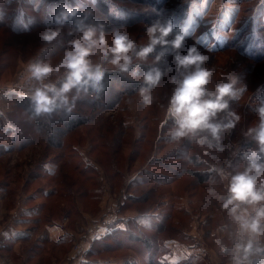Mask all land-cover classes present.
Segmentation results:
<instances>
[{
  "label": "rangeland",
  "instance_id": "1",
  "mask_svg": "<svg viewBox=\"0 0 264 264\" xmlns=\"http://www.w3.org/2000/svg\"><path fill=\"white\" fill-rule=\"evenodd\" d=\"M86 2L88 7L93 6L92 0ZM60 3L61 0H0V143L4 146L10 144L9 136L13 133L11 128L7 129L8 125L12 126L10 118L22 127L21 132L25 135L34 134L35 128L30 124L32 118L27 110L16 106L29 102L21 97L35 86L27 76V65L36 59L55 64L68 41L74 38L67 34L71 23L64 26L65 34L51 45L44 44L39 38L45 28L56 27L52 17ZM110 5H115L122 17H118L117 8L112 9L116 15L110 14ZM94 6L95 20L104 23L106 30L123 26L138 44L146 42V27L157 18H172L176 25L184 23L188 37L181 51L194 46L209 57L204 67L214 70L210 90H214L215 83L226 79L228 74L235 75L239 84L246 87L248 93L230 102V110L236 112L240 120L233 128L221 133L219 142L212 140L211 146L206 141L198 142L199 137L197 141L185 138L179 143H170L167 136L171 121L167 119V106L174 88L172 78L180 77L172 55H167L157 65L163 75L160 84L153 89L156 99L151 106H145L139 97L141 82L126 78L121 82L128 80L123 84L129 88L115 103L112 100L111 106L103 107L91 97L81 98L74 110L85 112L91 118L73 130L65 128V133L56 137L62 141L60 148H54L38 137L20 147V139H17L14 148L0 153L1 224L20 213L21 217L25 215L24 208H32L31 214L38 212L40 218L39 223H34L36 231L31 240L13 242L8 250L1 251L8 264H64L77 240L73 239L70 247L68 235L65 236L68 242L59 245L49 238V242L41 241L38 248H32L33 255L27 257L35 243L34 236L40 234L43 240L45 226L49 222H61L65 213L68 214V218L63 219L66 226L81 232L100 211L109 207L113 209L114 202L119 207L115 196L118 190L133 196L132 193L151 189L145 201L127 199L121 214L128 217L156 205L161 214H169L162 220V235H175L178 227L170 216L169 202L158 205L162 204L161 201L171 200L176 204L174 209L178 210L181 204L177 195L187 189L195 204H205L204 209L196 207L200 218L211 207L220 206L217 195L212 192L213 187L218 186L211 180L197 183L190 173L196 167L191 161L193 153L198 154V159L203 162L198 167L218 165L222 175L224 164L229 161L232 176L247 166L242 157L245 153L258 151L248 129L258 123L254 109L257 99L264 97V46H257L264 44V0H95ZM254 28L261 35L259 42L250 39ZM144 70L146 68L141 71ZM51 79L52 82L57 80L56 77ZM108 82L114 91L120 90L118 80L109 79ZM91 105L98 109L90 108ZM233 156L237 159L232 164ZM258 159L264 160V156ZM43 163L50 169L54 164L57 167L50 175L40 167ZM145 165H152L159 173L179 171L166 183L156 184L149 179L142 182ZM48 189L53 191L46 196L43 190ZM218 189L220 192L224 190ZM37 206L38 211L35 210ZM246 239L245 234L243 243ZM263 241L264 238L254 243L259 245ZM129 244L137 250V243ZM129 244L122 249L102 248L100 245L95 257L108 259L135 254L128 248ZM231 245L232 234L226 258L217 264H226L230 260Z\"/></svg>",
  "mask_w": 264,
  "mask_h": 264
},
{
  "label": "clouds",
  "instance_id": "2",
  "mask_svg": "<svg viewBox=\"0 0 264 264\" xmlns=\"http://www.w3.org/2000/svg\"><path fill=\"white\" fill-rule=\"evenodd\" d=\"M92 3L93 6L88 7L86 0H61L52 17L56 27H47L39 34L44 44L51 45L65 34L64 26L71 23L67 34L74 38L68 41L55 64L36 59L27 65V76L35 86L25 95L35 117L52 114L67 117L81 98L101 99L107 86L106 76L110 74L140 81L139 97L145 106H151L156 99L153 89L160 84L163 75L157 65L167 55H172L180 77L172 78L174 88L167 106V119L171 121L167 136L170 143L199 137L198 142L206 141L211 146L212 140L219 142L221 133L240 120V116L230 110V102L248 93L246 87L239 84L235 75L228 74L210 90L214 70L204 67L209 57L194 46L181 51L188 37L184 23L176 25L172 18H157L146 27V42L138 44L123 26L106 30L104 23L95 20V0ZM113 8L117 7L110 5V14L116 15ZM119 13L118 17H122ZM250 39L261 40L255 28ZM52 77L57 80L52 82ZM256 103L258 123L248 129V135L258 151L244 154L247 166L231 176L228 196L222 205L234 217L239 231L247 236L244 243L236 244V253L242 256L234 257L235 264H252L249 257L254 241L264 238V160L258 159L264 156V97L258 98ZM255 252L264 253V247H256Z\"/></svg>",
  "mask_w": 264,
  "mask_h": 264
},
{
  "label": "crops",
  "instance_id": "3",
  "mask_svg": "<svg viewBox=\"0 0 264 264\" xmlns=\"http://www.w3.org/2000/svg\"><path fill=\"white\" fill-rule=\"evenodd\" d=\"M151 166L148 167L145 165L143 181L149 179L156 184L169 181L171 174L165 172L159 173ZM210 167L214 173L212 174L214 178L210 182L218 186V188L224 189L223 192H220L218 188L213 187L212 191L217 195V202L220 206L211 207L203 213V218H200V211L196 207L201 206V209H204L205 204L200 205L201 202L195 204L194 197L186 191L187 189L183 191L182 195H177L179 197L178 202L181 204L178 210L174 209L176 206H174L175 204L171 200L168 199L166 200L167 202L161 201L162 204L158 205L163 206L164 202H169L168 208L171 210L170 216L174 219V225L178 227L175 235L167 236L162 235V220L169 214L168 212L161 214L160 208H157L156 205L144 211L127 214L134 219L136 218L135 220L138 223L140 234L151 239L150 241L153 243L152 251L148 253V249L142 245H139L136 250L130 245L128 248L133 250L135 254L108 259L100 258L96 264H125L123 262L126 261H135L137 264H217L223 261L226 258V249L230 243L232 219L231 215L222 206L228 196V192L225 191L227 188L225 177L221 174L222 170L218 165H211ZM149 195L146 197V200ZM1 197L0 195V199ZM175 211L176 215L174 214ZM2 212L3 210L0 208L1 215ZM178 214L181 216H178ZM174 215L176 218H174ZM29 217L27 215H23L22 217L18 215L5 224H1L0 222V235L2 237L10 236L12 239L14 233L27 228L26 225L29 224ZM64 221L62 220L61 223L56 222L46 226L47 237L58 245L68 242L65 236L67 233L72 234L74 232L70 231L71 229H66ZM16 241H19V239ZM0 256L5 260L1 254V249ZM250 260L252 264H264V253H256ZM5 262L8 264L6 260Z\"/></svg>",
  "mask_w": 264,
  "mask_h": 264
},
{
  "label": "trees",
  "instance_id": "4",
  "mask_svg": "<svg viewBox=\"0 0 264 264\" xmlns=\"http://www.w3.org/2000/svg\"><path fill=\"white\" fill-rule=\"evenodd\" d=\"M162 73H163V71H162ZM115 77H117V78H115ZM109 79L112 80L113 82H114V80H118V84L121 85L120 90L114 91L113 88H111L109 86V82H108ZM121 79H123V77H121L118 74H110V75L106 76V85H107L106 90L103 93L101 99L98 100L99 103H97V104H99L103 107L105 105L111 106L112 102L115 103L116 99L119 98L122 94H124L126 92V90L129 87L124 86L123 83L126 84L128 82V80H126V82H121ZM119 81L122 84L119 83ZM17 97L20 98V96H17ZM21 98H23L24 100H28L27 96H23ZM112 98H114V99H112ZM112 100H114V101H112ZM16 106L20 107L21 109L27 110L28 115H30V117L32 118V121L30 124L35 128L33 130V133L35 135L34 134L25 135L23 132H21L22 127H20V125L17 122L13 121L10 118V121L12 122L11 123L12 126H9V125L7 126V129L11 128V130H13V133L10 134V136H9L10 137L9 138L10 144H8L7 146H4L0 143V153L1 152H8L12 148H14V145H15L14 142L17 139H20V144L18 145V147H20L23 144L25 145L27 143H32L33 141L37 140L38 137H39V139L46 141L48 143V145L51 144L54 146V148H60V146H62V141L59 140V138L56 139V137L60 134H64L65 128H67L68 130H73L78 125L87 123L91 118V115L89 117L88 116L89 114H87L85 112H79L77 109L74 110L72 112V114L70 116H67V117L63 116L62 114L42 115L40 117H35L31 113V109L29 107V102L26 103L24 101V105L18 103ZM90 108H92L94 110L98 109L95 105H91ZM194 141H197L196 138H194ZM247 144L250 145V142H248ZM193 154H194V156L193 155L191 156V161L194 162V165H196V167L190 173H192V175L195 177L194 179L196 180V182L197 183H205V182L210 181V180L212 181V179L214 178L212 174H214V173L211 170V167H210L211 164H209V165L204 164L202 167H198V166L202 165L203 162L200 159H198V154H196L195 152ZM242 157H244V156H242ZM236 159H237L236 157H234V156L232 157V164L236 161ZM44 163L41 164L40 167L45 169L51 175V173H53V171H55L57 165L54 164V166L50 169V166H46ZM178 171L179 170H176V171L170 170L168 172L171 173V178H172L175 176L176 173H178ZM36 175H38V174H36ZM224 176L226 178V183L228 185V177L226 176V174H224ZM143 178H144V176H143ZM143 178H142V180H143ZM142 182H144V181H142ZM126 187L128 188V186H126ZM124 190H126V188ZM52 191H53V189L52 190L51 189L43 190L44 195H46V196L49 195ZM149 193H151V189H147V190H144L142 192H138V194L132 193L133 196L127 195L128 193L127 192L125 193V191L123 193H121L120 190L117 191L115 196L119 199L120 205H119L118 210L115 213V216L106 223L105 229L102 233L96 234L95 236H93L89 239L86 250L84 251L85 260L80 264H96L98 259L101 258V257H95L96 252L100 250L99 249L100 245H102L101 246L102 248L108 246L111 249H115V248L122 249L125 246H127L129 243H137L138 246L142 245L146 249H148V253H150L152 251L153 243L150 241L151 240L150 238L146 237L145 235L140 234V232H139L140 229H139L138 223L135 220L136 218L134 219L130 216L126 217L125 215L121 214L122 208L127 203V199L132 198L133 200L141 199V200L145 201L146 197L149 195ZM73 199L75 202V206L78 205L77 201H76L77 197L75 196ZM174 206H176V204ZM24 209H25V215L30 216L29 217L30 220H28V222L31 223V226L25 228L24 230H19L16 233H14V237L12 239L10 236L2 237L0 235V249L2 252L8 250V248H9L8 246L18 239L21 241H26V240L32 239L33 234L36 231V227L34 226V223H36V224L39 223V219H40L38 217L39 214H38V212L31 214V212L33 210L32 208H24ZM35 210L38 211L39 206L35 207ZM105 211H107V209H105L103 212L100 211L99 213H97L95 215V217L96 218L99 217ZM138 212H140V211H138ZM226 212L229 215H231L228 210H226ZM224 213H225V211H224ZM21 214L22 213H20L19 215H21ZM67 216H68V214L65 213V215H63L61 217L62 220H63V218L64 219L68 218ZM231 219H232L231 221L233 223V216L232 215H231ZM56 222L61 223L60 221H56ZM56 222H51V223L49 222L47 225L54 224ZM64 225H65L66 229H70L68 226H66V223H64ZM20 231H22V232L20 233ZM70 231H74L72 234L67 233V235H68L67 238L70 237L69 242H70V247H71L72 242L74 240L78 239L79 235L83 232V230L81 232H78L74 229H71ZM44 232L45 233H44L43 240L41 239L40 234H36L34 236L33 240L35 243L31 246L30 250L28 251L27 257L30 255H33L32 254V248H34V250L36 248H38L40 245L39 243H42L44 241H46V242L50 241L46 235V228H45ZM104 241H108L110 244L107 242H104ZM98 244H100V245L98 246ZM228 249H230L229 246L226 249L227 253H228ZM123 263H125V264H137V263H135V261H126ZM147 264H154V263H147Z\"/></svg>",
  "mask_w": 264,
  "mask_h": 264
},
{
  "label": "built area",
  "instance_id": "5",
  "mask_svg": "<svg viewBox=\"0 0 264 264\" xmlns=\"http://www.w3.org/2000/svg\"><path fill=\"white\" fill-rule=\"evenodd\" d=\"M229 168H230V162L228 161L224 164V171H223L224 174H226V176L228 177V183L230 182V178H231V174H230L231 172ZM116 199L119 202V199L117 197ZM112 206L113 209L109 207L107 211L102 213L99 217H97L91 223H89L86 228L83 229V232L79 235L78 239H76L77 241L74 243L72 247L73 248L72 252L70 253L69 256L65 257L66 259L64 260V264H80L85 260L84 251L86 250L89 239L95 236L96 234L102 233L104 231L106 223L115 216V213L119 208L117 202H114ZM243 240H245V234L239 231L238 224L233 217L232 245H231L232 253L230 260L226 264H235L234 257L237 255L242 256V253L240 254L236 253V244L243 243ZM256 247H264V241L259 245L254 243V249L253 252L250 254L249 259H251L254 256V254H256L255 252ZM0 264H6L5 260L1 258V256H0Z\"/></svg>",
  "mask_w": 264,
  "mask_h": 264
}]
</instances>
